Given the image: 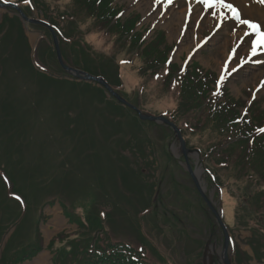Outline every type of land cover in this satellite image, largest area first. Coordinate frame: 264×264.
I'll return each instance as SVG.
<instances>
[{
	"label": "trees",
	"instance_id": "1",
	"mask_svg": "<svg viewBox=\"0 0 264 264\" xmlns=\"http://www.w3.org/2000/svg\"><path fill=\"white\" fill-rule=\"evenodd\" d=\"M32 5L38 6L42 12L48 8L45 1L33 0L31 5L21 6L25 15L28 16L33 10ZM118 12L119 8L113 6V0H69L59 12L66 23L58 28L57 20L55 22L51 18L53 22L48 21L59 38L64 63L104 78L124 97L126 92L122 88L120 66L115 55L94 50L84 38L86 33L79 27L81 24H89L96 33L103 32L108 37L116 38L120 55L123 52L135 53L140 63L138 75L145 84L160 74L167 55L166 50L159 49L164 41L161 33L145 44L142 32H133L138 17L131 15L122 20ZM34 26L37 28L39 25ZM40 28L51 36L46 26L40 25ZM28 51L31 49L26 34L15 13L13 18L0 23V188L20 193L30 206L35 205L38 210L44 204L57 200L67 213L70 204L75 207L85 201L91 209V215L86 213V218L94 226L82 224L84 249L74 245L71 252L77 264H146L135 257L136 253H140L141 245L133 241H138L137 235L134 236L135 231L129 234L134 236L133 240L116 232L118 239L112 244L106 240L100 241L101 238L96 242L92 239L95 238L92 230L99 224L96 232L103 231V221L111 228L120 222L130 230L134 225L127 226L129 222L124 214L132 210L150 213L149 209L153 212L156 208L153 197L156 196L157 173L161 172L159 178L163 182L164 171L167 170L165 163L173 159L171 155L167 157L163 149L162 152L155 150L157 141L146 128H158L159 124L140 120L134 110L123 107L114 97H108L102 87L86 81L78 84V95H62L64 85L75 82L66 79L69 75L59 65L54 48L51 46L49 49L48 46L37 52V58L44 64L34 63L27 55ZM184 69L181 71L176 64L166 67L164 78L157 85V89H161L160 84L163 83V90L167 93L174 83L176 106L173 118L169 120L178 127V118L195 117L202 110L201 114L206 113L205 120L210 119L204 121V125L219 136H229L226 140L228 144L223 145L220 141L206 148L208 151L203 154L210 160L212 168L207 167L208 171L205 169V172L211 176L219 191L227 190L234 199L231 206L235 208V220L226 225L232 230L245 229L251 233L243 243L249 246L253 259L264 264V190H259V182L254 180L258 175L264 178V132L259 131L263 112L252 116L250 111L254 109L250 108L249 113L240 114L237 100L227 95L226 88L211 96L216 80L209 72L202 74L203 69L197 63ZM17 78L25 80L22 82ZM128 94L136 103L132 104L137 106L138 90ZM42 113L45 120L38 122L37 117ZM160 126L171 133V127ZM180 132L183 136L181 129ZM27 136L32 138V142L28 141ZM28 154L31 157L23 166L20 161ZM241 167L246 168L239 170ZM253 168L259 172L255 176L251 175ZM95 174L99 184L92 183L98 185V190L91 189L87 184V179L93 180ZM225 176L235 177L244 185L239 184L240 188L233 181L223 184L221 178ZM232 184L235 185L234 191L229 192ZM41 189L46 192L38 193ZM158 197L172 206L179 204L178 196L170 189L158 192ZM119 199L122 202L119 203ZM189 206H186L187 210ZM25 208L23 206V210ZM101 209L108 211L105 213ZM4 210L0 207V211ZM96 216L100 219L98 224L95 222ZM22 217L23 211L19 220ZM156 217L153 222L155 227L158 226ZM19 220L2 230L0 243L5 232L17 225ZM20 228L24 237L18 241L13 233L9 244L4 245L0 264L24 262L41 249L38 230L33 226L29 229L27 224H22ZM91 242H95L98 248L89 254L86 250ZM191 246L190 251L199 256L201 242L196 240ZM188 248L189 245L186 250ZM234 253L238 263L249 264L252 259L238 244L234 247ZM59 255L60 259L53 264H66L65 256Z\"/></svg>",
	"mask_w": 264,
	"mask_h": 264
},
{
	"label": "rangeland",
	"instance_id": "2",
	"mask_svg": "<svg viewBox=\"0 0 264 264\" xmlns=\"http://www.w3.org/2000/svg\"><path fill=\"white\" fill-rule=\"evenodd\" d=\"M21 1L22 0H2L0 4H4V2H13L22 10L21 6L25 5V3ZM43 1H45L48 7L46 12H42L38 6L32 5L33 10L28 14V16L39 19L42 23L36 24L34 22H28L25 24V22L20 20L27 37L28 45L30 49L33 48L32 51L27 52V55L31 57L34 63L40 62L42 64L44 63L37 58V52L40 53V50L43 51V48L48 46L49 49H51L53 45L52 37L42 32L40 30L42 29L40 25L44 26L43 23H49L48 19L53 22L51 19L53 18L55 22L56 20L58 21L57 27H62L66 21L59 16V12L65 8L69 0ZM237 1L231 0V3L238 7V9H241L240 11L242 12L246 0ZM166 4L167 0H161L159 4L156 3V0H113V6L119 8L118 17L122 20L128 19L131 15L138 17L137 27L134 30L142 32L143 40L146 43L150 42L153 37H157L158 34L161 33L160 36H162L164 41L160 44L159 49L162 51L166 50L165 54L168 56V59L172 60L171 64H177V66L181 67L185 64H192L194 66L197 63V66L203 69L202 74L209 72L208 74L212 75L216 80L223 72V68L228 62L233 48H236V46L240 44V48L237 49L239 56L247 55V49L249 47L247 39L245 38L244 43H241L242 30L236 28L233 32V21L231 19H228L222 27L216 28L213 18L209 14L201 11V6L196 0H172L170 5L165 6ZM190 9L191 17L188 15ZM252 9L255 10L254 7ZM16 10L17 6H0V23L5 21V19L13 18ZM181 12L184 13L182 17L180 15ZM197 13H199L203 19L198 20L199 27H194L193 22L197 21ZM243 17L264 23L261 16L243 14ZM34 25L39 26L36 28ZM79 27L85 31L86 34L84 38L91 44L94 50H98L106 55H115L114 57H116L120 66L119 76L122 80V88L123 91L125 90L126 92L123 94L124 98L136 104L128 93L132 90H138L137 107L140 112L146 115L152 114L154 116L163 114V117L170 120L173 118L177 96L174 83L167 93L163 90L165 88L163 83L160 84L161 89H157V85L164 78L163 75H165L166 65L162 66L163 69L161 68L160 74L157 75L159 79L155 76L153 80L145 84L138 75L137 68L140 63L135 53L126 54V52H123V54L120 55V45L116 43V38L114 39L112 36L108 37L103 32L96 33L94 28H90L89 24H81ZM206 38L207 42L205 43ZM197 45H200V47H197ZM125 58H130L132 60H130L128 64H121L120 61ZM255 60L259 62H250L237 73L229 76L224 83L221 84V91L222 88H226L227 95L237 100L238 104H236L238 105V112L240 114L249 113L250 108L254 109V111H250L252 116L262 111L263 118L260 126L264 128V88H261V84L264 82V55L255 58ZM236 63V59L233 58L232 64L229 65V67ZM20 78H22V76H20ZM20 78L17 79L22 82L25 80ZM66 79L69 80V82H75V84H65L61 94L68 95L70 93L78 95L76 94L78 92L77 88H80L78 84L82 80H75L76 78L71 76H67ZM168 85L169 84L166 86L169 87ZM217 88L216 86L215 89L217 90ZM257 89H260V91L257 92ZM215 92L216 91L211 92L210 94L215 95ZM253 94H255L256 99L249 104ZM79 98H81V95H79ZM134 104L133 106H135ZM201 113L202 110H199L195 117L187 116L185 118H178V127L183 131L185 149H183L173 129L171 133H169V129L167 130L160 126L161 124L166 125L164 122L158 120L157 122L150 121L156 122L157 125L159 124L158 128L146 127L150 135H152L151 137H154L157 141L155 150L162 152L163 149L167 157L171 155L173 158H169L170 161L165 163L167 170L164 171L165 176L163 175V182H161L159 178L161 172L159 171V173H157V185H154L156 196L154 195L153 197L154 200H156V208H154L153 212L149 209L150 213H140L132 210L124 214L126 221L129 222L127 226L131 227L134 225V228L131 227L130 230L124 227L120 222H116L115 227L111 228L103 221V231L96 232L99 227L98 222L100 221L96 216L95 222L98 225L92 230V234H94L95 237L92 239L97 242V239L101 238L100 241L104 242V240H106L113 244L118 239V234H116V232L127 235L126 239L134 238V236L137 235L138 241L133 240V238L130 239L133 240L134 243L139 242L141 244V248H139L140 253H136L135 257H139V260H143L146 264H226L227 261H225V256H223V250L226 241L225 233L227 232L229 240L228 247L225 251L229 264H243V262L238 263L235 261L234 247L236 244L252 257L249 264H260L253 259V253L249 250V246L243 243V240L250 237L251 233L245 229L232 230L226 225V223L232 224V221L235 220L233 216L235 208L231 206L234 201L233 197L230 196V193L226 192L227 190L219 191L213 179L211 180V176L205 172V169L208 171L207 167L212 168L210 160H207L203 154L208 151L206 148L220 141L223 145L228 144L226 140L229 136H219L212 131L210 127L204 125V121L210 119L205 120L206 113ZM37 118L38 122L45 120L44 113ZM167 126L169 125L167 124ZM27 139L29 142H32L30 136H27ZM30 157L31 155L28 154L20 163L25 166ZM159 162L160 159L158 160V163ZM245 168L246 167H241L239 170ZM190 171H192L197 179L203 196L209 201V207L216 212H213L206 204V207L204 206L205 201L192 179L193 177ZM257 173L259 172L253 168L251 175L255 176ZM96 176L95 174L93 180L87 179V184L91 189L94 188L98 190V185L92 183V181H94V183L97 182L99 184ZM171 176H173V178ZM254 180L259 182L257 183V187L259 190L261 189L263 191L264 178L258 175ZM229 181H233V183H236L239 187L241 184L242 186L244 185V182L237 181L235 177L225 176L223 179L221 178L223 184ZM174 188H176V191H172ZM234 188L235 185L232 184L228 191L231 192ZM168 189H170L172 193H175V196H178L177 200L179 199V204L172 206L168 204V201H160L159 197L157 198L158 192H167ZM37 192L43 194L46 191L41 189ZM16 195L22 196L16 191H8L5 187L0 188V207L7 211H0V233L9 224L11 225L15 223V220H19L23 211V217L17 222V225H13L8 232H5L0 243V257L4 245L9 244L8 241L12 239L14 232L18 238L17 240L21 241L24 235L21 234L20 227L22 224H27L29 229L33 226L38 230L42 247L39 252L30 259L21 263L17 261L14 264H53L56 260L60 259L58 253L65 256L66 264H77V262L73 260L71 252L74 245L80 247L82 250L84 249L82 247V243H85L82 240V238H84V233L82 234L81 232V229L84 230L82 224L88 227L94 226L92 224L93 222L91 223L90 220L86 218V213L91 215V209L86 205L85 201H83L81 205L75 207H73V204H70V211L66 213L62 203L57 200L44 204L41 209L38 210L35 205L30 206L22 197V202L16 200L14 198ZM60 200H62V198H60ZM120 202H122V199H119V203ZM185 203L186 206H188V204L190 205L189 210H187L188 207L185 206ZM23 206L26 207L24 210ZM100 211L106 213L108 210L101 209ZM189 214H191L190 216L193 218L189 217ZM215 214H218L220 219H218ZM155 216H157V227L153 225ZM220 222L222 223L220 224ZM133 231H135L134 236H129ZM92 239H90V241ZM196 240L201 242L199 256L194 254L195 252L190 251V249L193 248L191 245ZM187 245H189L188 250H186ZM137 246L138 245H136V248ZM97 248V246L95 247V242H91V245H89L86 251L91 254ZM78 264H80V262Z\"/></svg>",
	"mask_w": 264,
	"mask_h": 264
},
{
	"label": "snow or ice",
	"instance_id": "3",
	"mask_svg": "<svg viewBox=\"0 0 264 264\" xmlns=\"http://www.w3.org/2000/svg\"><path fill=\"white\" fill-rule=\"evenodd\" d=\"M23 2L26 5H31L32 0H23ZM196 2L201 6L202 12L209 14L213 18L216 28L222 27L228 19H231L233 21L232 31L234 32L236 28H240L242 30L241 43H244L246 38L249 44L246 56H239L237 49L240 48V44H238L236 48L232 49L228 62L225 64L223 72L219 75L216 81V85L219 88V86L223 84L229 76L237 73L241 68L250 62H259L255 60V58L264 55V23L244 18L240 10L234 6L233 3H231V0H196ZM256 2L264 5V0H256ZM156 3H161V0H156ZM171 3L172 0H167V4L165 6L170 5ZM188 15L191 17V9L189 10ZM200 19H203V17L197 13V21L193 22L194 27H199L198 20ZM206 42L207 38L205 40V43ZM197 47H200V45H197ZM233 58L236 59L237 63L229 67V65L232 64ZM120 63L128 64L130 61L121 60ZM168 63L171 64L172 60L169 59ZM181 70L184 71L185 69L182 68ZM157 79H159V76H157ZM261 88H264V82H262ZM256 91L259 92L260 89H257ZM255 99L256 96L253 94L249 104H251ZM259 131L264 132V128L259 129ZM14 198L21 201V197L18 195Z\"/></svg>",
	"mask_w": 264,
	"mask_h": 264
},
{
	"label": "water",
	"instance_id": "4",
	"mask_svg": "<svg viewBox=\"0 0 264 264\" xmlns=\"http://www.w3.org/2000/svg\"><path fill=\"white\" fill-rule=\"evenodd\" d=\"M6 4H0V6H4ZM9 6H12L11 4H7ZM19 13H20V17L22 19V21L26 20L28 22H34V23H42L40 20L38 19H29L27 18L21 10H19ZM52 31V30H51ZM52 34V38H53V44H54V49L56 51V57L58 59V62L60 64V66L65 69V71L69 74H71L74 78H76L75 80H82V81H86V82H89V83H93V84H96L97 86L99 87H103V89H105L106 93L108 96H112L114 97V99H116L118 101V103H120L122 106L124 107H130L132 108L133 110L136 111V113L139 115V118L141 120H147V121H160V122H164L165 124H168L170 125L176 136L178 137V139L180 140V144L183 146V149H185V143H184V140L180 134V131L178 130V128L173 124L171 123L170 121H168L166 118L162 117V116H151V115H147L146 114H142L137 108H135L132 104H130L129 102H127L125 100V98L121 97L117 92H115L113 90V88H111V86L103 79V78H99V77H95L93 75H90L88 74L87 72L85 71H82L79 70V69H76V68H72V67H68L66 66L64 63H63V60H62V55H61V51H60V47H59V43H58V38L56 37L55 33L52 31L51 32ZM191 173V176L193 177L192 179L194 180L201 196L203 197L206 205L209 207L210 206V203L209 201L203 196V193H202V190L197 182V179L195 178L194 174L192 173V171H190ZM210 208V207H209ZM212 209V208H210ZM212 211L214 212L215 210L212 209ZM216 212V211H215ZM217 216L218 219H220L219 215L218 214H215ZM217 219V220H218ZM222 222H220L221 224ZM222 227H223V224H222ZM226 237H225V245H224V250H223V256H225V261L226 264H229V260L227 259V254H226V248L228 247V240H229V235L228 233L226 232L225 233Z\"/></svg>",
	"mask_w": 264,
	"mask_h": 264
},
{
	"label": "bare ground",
	"instance_id": "5",
	"mask_svg": "<svg viewBox=\"0 0 264 264\" xmlns=\"http://www.w3.org/2000/svg\"><path fill=\"white\" fill-rule=\"evenodd\" d=\"M253 7H254L255 10L252 9ZM242 10L244 12L242 11L241 14H248V15L258 16V17L261 16V19L264 22V5L257 3L256 0H246V2H244V6H243ZM180 15L182 17L184 15V13L181 12ZM218 91H217V93H218Z\"/></svg>",
	"mask_w": 264,
	"mask_h": 264
}]
</instances>
